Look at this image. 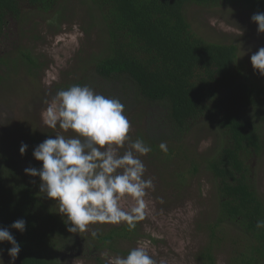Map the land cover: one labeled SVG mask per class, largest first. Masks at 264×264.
<instances>
[{
    "label": "trees",
    "instance_id": "1",
    "mask_svg": "<svg viewBox=\"0 0 264 264\" xmlns=\"http://www.w3.org/2000/svg\"><path fill=\"white\" fill-rule=\"evenodd\" d=\"M87 1L104 36L74 84L120 99L129 120L130 114L143 118L139 136L151 147L150 154L161 158L162 153L169 161L182 154L185 162L193 164L189 168L193 173L200 171L195 152L188 153L183 140L194 124H211L219 137L204 160L206 171L215 177L219 208L216 221L207 223L211 238L199 258L204 264H215V244L221 241L218 228L227 223L241 229L249 240L248 251L238 256L240 264H264V230L256 228L257 220L264 219V194L255 167L264 156V84L243 71L236 43L204 38L194 30L188 11L192 5L237 6L259 13L264 12V0ZM23 4L54 11L59 0H0L1 36L10 19L29 18ZM54 15L59 30L64 16L59 8ZM12 51L15 57L0 58V69L15 68L17 58L30 68L40 64L29 49ZM0 79L1 84L5 75L0 74ZM40 134H31L24 155L13 144L0 147V227L10 228L21 218L26 221L24 233L10 229L21 246L15 264H64L66 256L104 247L112 253L113 239L140 233L138 221L131 230L126 223L111 231L95 230V237L70 233L64 218L25 173L26 168L41 167L33 156L42 143ZM161 144L167 149H161ZM10 248V243H0V252L8 255ZM96 260L107 262L100 256Z\"/></svg>",
    "mask_w": 264,
    "mask_h": 264
},
{
    "label": "rangeland",
    "instance_id": "2",
    "mask_svg": "<svg viewBox=\"0 0 264 264\" xmlns=\"http://www.w3.org/2000/svg\"><path fill=\"white\" fill-rule=\"evenodd\" d=\"M23 6L29 18L24 21L10 19L4 36L0 35V58L15 57L12 49L22 48L29 49L40 63L30 68L23 59L17 58L19 65L15 64V68L0 69V74L5 75L0 84V147L13 144L14 148L19 147L18 152L22 143H30L32 133H41L42 142L56 134L73 135L59 126L52 129L44 124L45 101L52 100L58 87H61L59 90L67 89L82 78L85 68L89 66L87 61L97 52L104 36L103 26L94 18V14L92 16L87 0H59L56 9L59 8L64 16L59 30L56 29V9L45 11L25 4ZM188 11L198 34L210 41L236 43L243 71L264 84V76L254 71L251 64V55L264 47V34L258 33V25L251 20L257 12L237 6L198 5L189 6ZM16 79L17 82H12ZM133 115L129 116V134L132 140L142 139L139 135L143 129V118L141 121ZM210 126L194 124L183 140L185 150L190 154L195 152V162L200 169L198 173L189 171L193 164L190 160L185 162L182 154L172 161L165 159L162 153L161 158L150 152L140 156L146 166L144 178H151L153 182L144 197L145 215L138 220L140 233L132 238L113 239L112 253L107 247L93 249L88 254L78 252L66 256L64 264H104L97 261L96 256L104 261L115 255L126 256L137 245L143 246L157 264H204L199 252L210 242L207 223L216 221L219 208L215 177L206 171L204 160L212 152L216 137H219ZM126 147L120 149L121 154ZM38 162L42 166V162ZM255 167L258 186L264 194V156ZM175 172L182 174L179 177ZM31 179L39 189V177L31 176ZM43 195L45 201L58 212L56 202ZM133 203L130 198L121 201L124 208L131 207ZM122 224L90 225L89 230L79 234L84 237L92 235L95 230L111 231ZM218 232L221 241L215 244V264H240L238 256L248 251L247 235L241 229L229 227L227 223L222 224ZM125 251L126 254L123 253ZM0 264H12V258L3 253Z\"/></svg>",
    "mask_w": 264,
    "mask_h": 264
},
{
    "label": "clouds",
    "instance_id": "3",
    "mask_svg": "<svg viewBox=\"0 0 264 264\" xmlns=\"http://www.w3.org/2000/svg\"><path fill=\"white\" fill-rule=\"evenodd\" d=\"M251 20L258 25V33L264 34V12L253 14ZM251 64L254 71L264 76V47L251 55ZM45 103L44 124L52 129L59 126L73 135L49 136L36 146L33 156L42 166L26 168L25 173L39 177L40 192L56 202L70 233H82L90 225L105 223H126L130 230L134 228L135 221L145 215L144 197L153 185L151 178H144L146 166L140 156L152 149L142 139L132 140L125 105L118 98L80 84L58 90ZM160 147L166 150L165 144ZM27 149L28 145L22 143L21 155ZM126 198L134 201L129 208L121 205ZM256 228L264 230V219L257 220ZM10 229L24 233L26 221L21 218L10 228L0 227V243L11 244L8 255L15 264L21 246ZM91 234L97 235L95 231ZM106 264L157 262L143 246L137 245L126 256L110 257Z\"/></svg>",
    "mask_w": 264,
    "mask_h": 264
},
{
    "label": "flooded vegetation",
    "instance_id": "4",
    "mask_svg": "<svg viewBox=\"0 0 264 264\" xmlns=\"http://www.w3.org/2000/svg\"><path fill=\"white\" fill-rule=\"evenodd\" d=\"M5 32H6V28H5ZM4 41V40H3ZM0 44H1V42H0Z\"/></svg>",
    "mask_w": 264,
    "mask_h": 264
}]
</instances>
